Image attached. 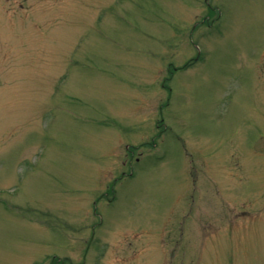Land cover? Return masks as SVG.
Segmentation results:
<instances>
[{
	"label": "rangeland",
	"instance_id": "374dc122",
	"mask_svg": "<svg viewBox=\"0 0 264 264\" xmlns=\"http://www.w3.org/2000/svg\"><path fill=\"white\" fill-rule=\"evenodd\" d=\"M0 264H264V0H0Z\"/></svg>",
	"mask_w": 264,
	"mask_h": 264
}]
</instances>
